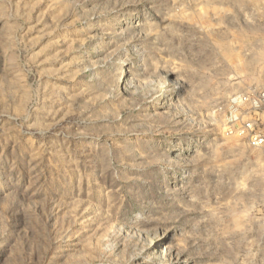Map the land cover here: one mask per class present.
<instances>
[{"label": "rangeland", "instance_id": "obj_1", "mask_svg": "<svg viewBox=\"0 0 264 264\" xmlns=\"http://www.w3.org/2000/svg\"><path fill=\"white\" fill-rule=\"evenodd\" d=\"M263 89L264 0H0V264H264Z\"/></svg>", "mask_w": 264, "mask_h": 264}, {"label": "built area", "instance_id": "obj_2", "mask_svg": "<svg viewBox=\"0 0 264 264\" xmlns=\"http://www.w3.org/2000/svg\"><path fill=\"white\" fill-rule=\"evenodd\" d=\"M254 111L264 110V89L260 91L259 96L252 102ZM258 119L247 121L240 126L239 134L247 138L248 145L252 148H261L264 146V130L256 128Z\"/></svg>", "mask_w": 264, "mask_h": 264}, {"label": "bare ground", "instance_id": "obj_3", "mask_svg": "<svg viewBox=\"0 0 264 264\" xmlns=\"http://www.w3.org/2000/svg\"><path fill=\"white\" fill-rule=\"evenodd\" d=\"M118 64L122 65L123 64V61H118Z\"/></svg>", "mask_w": 264, "mask_h": 264}]
</instances>
